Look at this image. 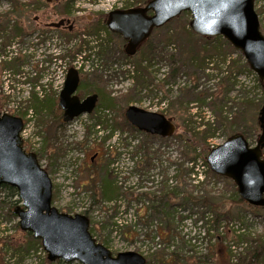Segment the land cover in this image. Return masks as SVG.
<instances>
[{
  "label": "rangeland",
  "instance_id": "obj_1",
  "mask_svg": "<svg viewBox=\"0 0 264 264\" xmlns=\"http://www.w3.org/2000/svg\"><path fill=\"white\" fill-rule=\"evenodd\" d=\"M17 1L27 4L33 0ZM126 3L133 1L75 0L74 7L79 13L75 11L74 14L81 16L85 12L88 15L97 11H108L125 6ZM255 8L264 10V0H256ZM11 11L10 0H0V13ZM46 11L47 14L51 9ZM46 14L35 13L33 21L41 24L54 21L53 18H47ZM180 18L161 28L150 39L154 44L162 43L157 67L153 69L155 65L153 64L148 69L153 83L143 88L138 86L137 99L130 104L173 118L179 129L188 126L191 129L196 128L197 132H202L205 127L207 129L205 124L210 120L212 133L206 141L209 150L224 143L230 133L237 132H244L249 138L250 145L255 146L259 137L255 129L259 110H255V107L262 103L264 93L258 87V76L251 69L249 72L243 68L245 59L240 51L229 52L226 58L227 62L236 61L237 66L242 69V72L236 73L231 80L232 83L235 82V86L227 94L228 100H225L219 88V80L228 76L226 74L228 63L219 65L217 62L213 63L214 65L205 72L196 73L195 76L185 75L184 73L192 72L191 68H185L169 83L165 82L171 70L167 59L170 55L179 54L187 38L181 34L174 41L175 43L169 46L166 45V41L176 31L184 32L190 29L187 24L191 20V15ZM260 21L264 32V14L260 15ZM2 37L0 34V111L22 118L25 122L22 132L25 149L36 154L41 166L49 172L55 196L54 207L72 216L86 215L90 220V231L94 238L104 244L115 256L129 251L148 255L150 250L160 248V244L164 247L170 243L171 248L167 252H172L177 247L182 249L181 264H254L251 261L253 250L250 243L241 241L240 236L249 234L253 238L257 235L264 237V209L255 211L231 200L233 182L226 178L216 179L209 176L207 180L208 188L225 193L228 206L232 208L229 222L222 221L217 228H212L211 213L201 222L202 209L192 208L190 205H178L174 219L178 223L176 235L169 241L161 242L158 236H164L165 228L160 224L159 218L148 216L149 218L146 219L149 214L146 213L148 205L152 202L147 198L148 196L142 197V194L153 195L161 189L166 178L169 179L168 185L172 188L178 186L175 178L176 164L182 162L183 148L176 139L172 138L167 142L152 140L150 154L144 156V153L137 152L136 148L141 144V137H132L127 132H116L109 136L110 129L104 130L103 127L99 128L100 126L92 129L98 116L109 119L118 116L121 111L118 107L115 111H105V107L98 108L93 114L78 117L66 124L52 111L40 116L30 107L32 93H38L42 98L58 97L67 73L72 67L79 69L81 83L91 91L95 90L98 83L103 85L107 82L106 91H112L113 96L121 97L136 88V82L132 77L134 75L132 65L129 70L128 63H122L115 53L113 57L110 56L115 64L112 68H106L104 61L96 55L97 48L93 49L90 38L86 39L82 53L76 55L74 60L69 57L56 60L54 55L57 51L67 55V50H73L75 45H81L80 41L69 44L57 31L48 32L44 36L41 32L34 31L25 38H16L10 47L4 48ZM193 41L203 44L198 37H191L190 42ZM88 56L91 57L86 61L85 58ZM16 57L21 58L22 65L7 70L5 62ZM215 66L220 67L216 69ZM184 90L190 91L187 97L182 96ZM83 93L82 91L78 94L84 98ZM206 95L209 97L204 101L205 104L196 100L197 97ZM177 99L183 101L180 103ZM216 99L228 101L222 114L212 109V103ZM247 99L255 104L251 111L243 105ZM229 101H234L236 104ZM238 103L242 104L238 106ZM27 108L28 112L24 114ZM244 111L246 112L243 117L239 118L235 125L228 126V122H232L235 116ZM225 117L228 119L226 126L222 124ZM89 129L91 133L88 136ZM80 143L81 146H78ZM106 150L111 153L114 160L108 169L113 170V177L122 187V193L116 203L102 202L94 205L90 196L89 186L92 184L90 176L94 172L97 175L98 172L103 173L107 166L100 159H97L95 164H91L90 158L96 152L102 156ZM208 153L204 155L205 158ZM148 159H153L150 165ZM185 166L191 167L192 164L187 163ZM193 166L196 170L199 169V172H203L202 178L206 177L207 169L203 158H199ZM99 179L98 177L96 183ZM2 195L3 193L0 192V196ZM208 219L210 225L205 223ZM148 221L153 223L147 225ZM208 228H210V236L205 237L204 232ZM22 233L18 219H8L6 210L0 211V264H66L61 261H49L42 246L21 257L22 259L15 256L5 247L6 237L20 241L23 237ZM182 239L187 241V244H184ZM261 262L264 264V261H260L259 264Z\"/></svg>",
  "mask_w": 264,
  "mask_h": 264
},
{
  "label": "water",
  "instance_id": "obj_2",
  "mask_svg": "<svg viewBox=\"0 0 264 264\" xmlns=\"http://www.w3.org/2000/svg\"><path fill=\"white\" fill-rule=\"evenodd\" d=\"M150 11L151 16L147 14ZM184 12L191 14L192 32L202 37L226 39L264 82V35L260 31L255 0H151L143 9L112 12L107 26L128 41L129 49L136 48L155 28L163 27ZM64 25L65 20H60L49 26ZM80 81L79 72L70 69L59 94L64 123L90 115L97 107L98 94L84 99L77 95ZM125 119L138 131L161 138L172 137L177 129L172 118L137 105L126 109ZM259 123L262 131L255 146L244 135L235 134L211 149L206 161L214 174L233 181L243 201L264 208V106ZM23 130L22 118L0 112V187L17 190L21 204L14 208V214L19 227L41 241L48 260L66 264H147L142 254L133 251L114 256L92 236L86 215L72 216L53 206L52 180L37 156L24 149Z\"/></svg>",
  "mask_w": 264,
  "mask_h": 264
},
{
  "label": "trees",
  "instance_id": "obj_3",
  "mask_svg": "<svg viewBox=\"0 0 264 264\" xmlns=\"http://www.w3.org/2000/svg\"><path fill=\"white\" fill-rule=\"evenodd\" d=\"M135 3H126V7H129L131 5H137L140 2H143V0H134ZM10 3L12 5V11L7 13H0V34L3 36L4 44L3 47H10L13 43V41L16 38H25L29 34H31L34 31L41 32L42 36L46 35L48 32H54L58 30L50 29L47 27V24H44L40 27L34 23V15L35 13H43L46 14V9H51L46 14V17L49 19L51 18V15H53V12H56L58 15L62 16H71L76 11L75 10V0H69L68 3L61 6H54L51 7L50 4L47 3V0H33L30 1L27 4H23L17 0H10ZM47 12V11H46ZM258 12V11H257ZM262 11H259L258 14ZM184 16H190V13L185 12L180 17ZM179 17V18H180ZM180 18V19H181ZM176 20V19H175ZM174 21V20H173ZM172 22V21H171ZM170 22V23H171ZM169 24V23H168ZM167 24V25H168ZM166 25V26H167ZM189 25V24H187ZM186 25V26H187ZM59 33V32H58ZM106 34L109 37L104 36ZM183 35L187 38L186 44H183V46L179 50V54L176 55H170L167 59L168 64L171 67L170 75L165 80L166 83H169L171 79L176 78V76L180 73V71L185 68L192 69L191 73H184L185 75H191L195 76L196 73L199 72H205L210 66H213V63H218L217 65L223 63H228L226 74L228 76L223 77L220 80L219 88L220 92L224 94L225 100H228L226 98L227 94L229 93L230 89L233 88L235 85V82H231V80L235 77L234 75L236 73L242 72V69H240V66H237V62H227V54L229 52L236 51L235 49L226 39L222 37H213V38H207L202 37L194 34L191 29H187L184 32H175L173 35H170L166 41V45L169 46L172 43H175L174 41L177 40L179 35ZM61 37L67 41V43L72 44L73 42H76L77 40L80 41L81 45H75V48L73 50H67V55H62L61 52L58 53V51L55 53V59L59 58H65L69 57L71 60H74L76 55L82 53V48L84 44H86L87 38L96 37L92 47L93 49L97 48L96 55L104 61V65L106 68H112V66L115 64L114 61H112L111 57L115 55L113 39L111 38V33L109 32L108 28L104 25H99L94 29H91L89 27L82 28L80 31H72L68 33H60ZM86 37V38H85ZM191 37H198L203 41V44L197 43L195 41L190 42ZM93 39V38H92ZM210 40V41H209ZM150 42V41H149ZM97 43V44H96ZM150 52L152 54L153 47H157V56L159 57L160 54V48L162 43H156L152 44L150 42ZM213 43L215 45H213ZM91 49V48H89ZM12 53V52H11ZM9 57V55H7ZM111 56V57H110ZM91 56H88L86 59L89 60ZM118 59L122 61V63H128L134 66V75L132 76L134 81L136 82V88L134 90H131L129 93L121 96L116 97L113 96L112 91H106V83L103 85L101 83H96L98 86L95 88V90L91 91L87 87L84 86V84L81 83L79 92H84L83 94L85 96L90 95L92 93H96L99 95V104L98 108L105 107V111H115L116 107L120 108L121 111L119 112L118 116L113 117L112 119H109L107 117L98 116L95 120L94 124L92 125V129L95 127H103L104 130L110 129L112 136L116 132H122V133H129L132 135V137H141L142 141L141 144L137 145V152L144 153V156H147L150 154V147L152 145V140L159 139L161 141H169L170 139H176V141L182 146V162L180 164H176L177 167V185L176 187L172 188L169 183V179L166 178L165 182L162 184L161 189H159L157 192L153 193V195L149 193H143L142 197H147L151 200V204L148 205V211L146 213H149L146 216V219H148V216H155L158 217L160 220V224L164 226L165 233L164 236L159 235L158 238L163 241H169L171 237L176 235V227L178 226V223L174 221L176 217V210L178 205H190L192 208L202 209L201 211V217L200 220L203 222L205 218H208V214L211 213L212 215V228H217L222 221L229 222L231 220L232 216V208L228 206V202L226 201V195L225 193L216 192L215 190H212L208 188V180L209 176H212L216 179H223V177H220L218 175H215L211 172L204 155L208 153L209 149L206 147V141L210 137L212 133V129L210 128L211 122L207 121L205 126H207V129H205L202 132H197L196 128H190L188 126H182V128L177 129V133L172 138L167 139H161L160 137H152L151 135L141 133L138 130H136L134 127H132L125 119L124 112L125 109L130 105L132 101H135L137 99V93H138V86L145 87L150 83H153V80L151 78V73L148 71L149 67L153 65V56H151V59L149 60L148 66H145L144 60H130L125 57H121L119 55L116 56ZM6 63V69H16V67L22 65V61L20 57H16L11 59L10 61L5 62ZM220 66H215L216 69H219ZM243 68L247 69L249 72H251L249 65L244 62ZM225 73V72H222ZM96 76V75H95ZM95 76L93 77L95 79ZM116 76V75H114ZM112 78V77H111ZM258 87L261 88V90L264 93V82H261L258 78ZM44 89V86H43ZM158 89H161L158 87ZM183 97H187V95L190 93V91L184 90L182 92ZM182 97V98H183ZM209 95H206L204 97H197V101H199L201 104H205L204 101L208 99ZM220 101V100H214L212 103V109L215 112H218L220 114L223 113L224 107H226V102L228 101ZM239 100V99H238ZM183 99H177V102H182ZM230 103H234V101H229ZM30 107L33 109V112L42 116L47 111H52L53 113L57 114L59 118H62V110L59 107L58 104V97L56 98H49L44 96L43 98L38 93H32L30 98ZM236 104V103H234ZM240 106L242 103H238ZM248 111L254 103L249 101L248 99L244 101V104ZM264 106V97L262 99V103L259 105H256L255 110H261V108ZM211 107V106H210ZM28 108L24 112V114H27ZM241 112L239 115L235 116V119L232 122H228V119L225 117L222 120V124L225 126H233L236 124L237 120L239 118L241 119L243 117V114L245 113ZM259 112L257 115L256 123H255V129L260 134L262 131L261 125L259 123ZM227 121V122H226ZM111 122V124H110ZM90 129L88 131V136L90 135ZM240 133V132H239ZM234 134L237 133H230L228 135V138ZM247 139L248 136L241 132ZM259 138V137H258ZM78 146H81V143L78 144ZM198 150L200 152H198ZM202 152V153H201ZM263 155H264V149H263ZM101 160L103 161V164L107 166V169L103 173H92L90 176L91 185L90 188V196L92 198L93 204L97 205L102 202L105 203H116L119 197L122 193V187L118 185L117 179L113 177V170H109L108 167L112 162L114 161L111 157V153L109 151H104L102 154ZM111 157V158H110ZM199 158H203L204 166L206 167L207 171H205V178L204 180L199 179L198 172L195 170V166L186 167L185 165L187 163L194 164ZM153 159H148V164L150 165L152 163ZM94 163V162H92ZM147 164V163H146ZM49 173V172H48ZM100 178L99 181L96 183L97 178ZM228 180V179H227ZM230 181V180H229ZM232 182V181H231ZM233 184V183H232ZM232 197L235 199H231L236 203L245 205L249 209L258 211L260 208L252 207L245 203L238 195L237 189L235 185L233 184L232 189ZM0 192L3 193L2 196H0V211L6 210V216L8 219L17 218L14 214L13 210L15 206H17L20 203V200L18 199V192L15 188H12L10 186H2L0 187ZM55 200V196H53V201ZM207 214V215H206ZM205 215L207 217H205ZM157 222V220L155 221ZM205 222V221H204ZM153 221L147 222V225L152 224ZM206 224L210 225V219L206 220ZM158 224V222H157ZM23 237L19 241H14L10 237H6L5 241V247L13 252V254L18 257H24L25 255L29 254L32 250L36 249L38 246H42L40 240L35 239L31 233H22ZM179 235V234H177ZM205 236H210V228L205 229ZM241 241L250 243V247L253 250L251 254V261H253L254 264H259L260 261H264V237L261 235L255 236V238L251 237V235H241L240 236ZM182 242L184 244H187V241L182 239ZM160 244V248H154L153 250L149 251V254L147 255L148 264H181V248L177 247L172 252H167V250H170V243H167L164 247ZM21 258V259H22ZM60 262V261H59ZM264 263V262H263ZM262 264V262H261Z\"/></svg>",
  "mask_w": 264,
  "mask_h": 264
},
{
  "label": "flooded vegetation",
  "instance_id": "obj_4",
  "mask_svg": "<svg viewBox=\"0 0 264 264\" xmlns=\"http://www.w3.org/2000/svg\"><path fill=\"white\" fill-rule=\"evenodd\" d=\"M68 1L69 0H51V1L47 0L48 4H50L51 7L65 5L66 3H68ZM132 1H133V3H135L134 0H132ZM148 1L149 0H143V2H140L137 5L134 4V5H131L129 7H126V5H125V6H122L120 8H114V9H110L108 11H97L95 13H91L88 15L85 12L81 16H75V14H74L75 12L73 13V15H71L69 17L58 15L56 12H53V15H51V18H53L54 21H59L61 19L65 20V25L62 26L61 28L57 29L59 33H68V32H72V31H80L82 28H85V27H89L91 29H94L99 25H101V26L104 25L107 27L108 19H109V16L112 12H114V11H128V10H134V9H143L146 6ZM75 10H77V9H75ZM76 12L79 13V11H76ZM260 13L263 14L262 12H260ZM147 14L150 16V15H153V12L150 11V12H147ZM70 24H73L72 28H69ZM36 25L38 27H40L44 24L36 22ZM159 31H160V29L159 30L154 29L152 36H150V38L145 40L143 43L139 44L136 48L132 47L130 49L128 48V41L125 40L121 35L116 34V33H111L110 31L109 32L111 33V38L113 39V41H115V43H113L115 53H117L121 57H125V58H128L130 60H136V61L144 60V64H146V65L149 64V60L151 59V56H153L154 59H153L152 63L155 64V65H153V69H155L157 67V60H159V57L157 56V53H156L157 47L156 46L153 47V52L151 54V52H150V44L151 43L149 41ZM104 36L109 37L106 34H104ZM92 38L96 39V37H92ZM152 44L154 45V43H152ZM259 114H260V112H259ZM97 159L101 160V157L99 156L98 152H96L94 154V156H92L90 158L91 164H95V161ZM92 162H94V163H92ZM180 256H181V254H180ZM146 259H147V255H146ZM181 261H183L182 258H181ZM147 264H148V259H147Z\"/></svg>",
  "mask_w": 264,
  "mask_h": 264
}]
</instances>
